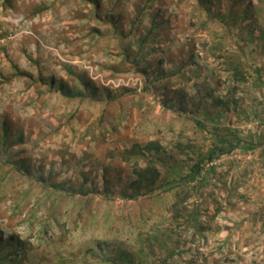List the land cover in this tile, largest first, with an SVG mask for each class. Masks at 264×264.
Segmentation results:
<instances>
[{"label": "rangeland", "instance_id": "1", "mask_svg": "<svg viewBox=\"0 0 264 264\" xmlns=\"http://www.w3.org/2000/svg\"><path fill=\"white\" fill-rule=\"evenodd\" d=\"M121 47L170 78L145 83L143 62L123 63ZM219 52L240 59L245 83ZM183 64L198 71L188 84L172 80ZM205 78L221 93L237 87L219 130L239 146L206 163L214 172L188 203L204 227L192 240V227L167 219L172 192L125 195L147 163L134 144L158 146L162 177L209 147L178 104L164 106ZM77 91L88 95L67 96ZM48 176L89 194L45 188ZM0 235L25 244L9 264H109L119 252L135 254L128 264H264V0H0Z\"/></svg>", "mask_w": 264, "mask_h": 264}, {"label": "trees", "instance_id": "2", "mask_svg": "<svg viewBox=\"0 0 264 264\" xmlns=\"http://www.w3.org/2000/svg\"><path fill=\"white\" fill-rule=\"evenodd\" d=\"M189 2L191 0H188ZM198 3L199 8L203 6L207 0H195ZM158 26L157 23L153 24L154 30ZM152 33V29L149 31ZM147 33L143 36V39L138 41L139 44H143L148 42L149 36L155 38L153 34ZM139 47V51H140ZM122 54V62L127 63L128 61L136 68V70H140V65L143 62V69L141 70L142 74L146 77L144 82H159L161 83L165 79H169L170 77L165 75H156L158 68L155 73H149L147 69L144 67L148 65L147 61H144L141 58L139 52L131 53V51L127 50V48L121 47ZM154 54V49H152L149 55ZM148 55V56H149ZM147 56V57H148ZM219 63L224 66V70L227 72L229 78L235 81L238 84L246 82V76L244 70L242 68V64L240 59L229 52H219L215 56ZM131 58V59H130ZM191 59V57H190ZM192 60V59H191ZM158 67V66H157ZM161 71V70H159ZM173 75H176L173 78V82L178 81L182 83H190L191 80L197 78L198 71L197 68L192 66L190 68H186L185 64L181 65L179 68L173 71ZM84 85L83 81L81 82ZM208 80L205 78L200 88H197L195 92L189 97L184 94V97L187 100L179 101H169L165 102L166 108L176 109L174 106L179 105L177 109V113L183 114L187 116V119L190 120L195 128L203 134L208 132L210 134V144L209 147L196 146L192 147V157H189L188 160L191 163L186 171L178 170L174 167H170L165 175L161 176V171L158 169L156 164L162 160V158H156L155 153L158 152V146L155 145L152 141H148L144 144L143 150L139 148L140 145L137 143L133 145V148H138L142 155L147 161L145 166L134 165L132 168V173L135 176V179L132 181L131 185L133 187L132 192L125 197L128 200H136L140 196H152L154 194H158L159 192H172L173 198L172 203L167 208V219L170 223L182 221V227L186 230L192 227L194 229L193 233H191L192 240H194L197 235L202 236V230L204 227L199 226L198 217L199 213H197V207L193 204L195 209L189 208V200L194 199L195 197H200L198 195L200 193V189L204 186V182L206 179V174H213L214 169H206L205 165L207 162H211L215 157H219L222 154L230 152L235 147L239 146V140H233L230 134H223L220 132L221 128V119L223 118L225 113L229 111H233L237 108L236 100L234 99V94L236 90V86H233L232 89H228L225 93H221L216 89V87H210L208 84ZM43 84L48 87H53V81L50 83ZM60 91H63L60 89ZM233 91V92H232ZM88 94H82L81 91L77 92H69V98H85ZM91 99V96L87 97ZM209 123V127L207 125ZM113 130V129H112ZM3 140L2 148L6 150L10 147L9 141L10 136L7 134V127L4 124L3 130ZM205 138V137H204ZM94 141L100 140V138L93 137ZM176 148L179 152L182 153L184 147L181 143L176 145ZM249 148H252V144L249 145ZM138 163V162H135ZM41 182L45 188L49 187L54 191H58L57 186L65 195H69L70 197L75 196H88V191L84 192L83 187L79 186L77 189L73 188L70 183L60 184L52 181L51 176H48V179H41ZM55 183V185H54ZM95 188V187H94ZM82 193V194H81ZM95 193V192H94ZM189 211V212H188ZM201 228V229H200ZM42 233H45V228L42 227ZM190 237V238H191ZM167 239V238H166ZM25 244L21 242L19 239H15L10 236L7 239L3 240L0 235V264H9L10 262L15 263V258L17 257V250L22 251ZM19 254V252H18ZM133 257V260H136L135 254L129 255L125 252L116 253L115 256L107 259L109 264H128V260ZM135 258V259H134ZM21 262V261H20ZM17 263V262H16ZM151 264V263H149ZM153 264H166V260L161 262L154 261Z\"/></svg>", "mask_w": 264, "mask_h": 264}]
</instances>
